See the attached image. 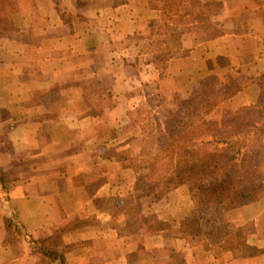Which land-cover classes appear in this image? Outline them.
Instances as JSON below:
<instances>
[{
    "label": "crops",
    "instance_id": "0c3cea01",
    "mask_svg": "<svg viewBox=\"0 0 264 264\" xmlns=\"http://www.w3.org/2000/svg\"><path fill=\"white\" fill-rule=\"evenodd\" d=\"M11 5L0 15V264H61L27 241L59 232L64 264H264V140L241 171L253 198L232 210L197 205L191 182L141 191L130 167L151 140L168 144L149 120L171 118L206 78L222 98L207 120L264 108V0ZM149 218L162 229L147 233ZM189 219L201 238L176 233Z\"/></svg>",
    "mask_w": 264,
    "mask_h": 264
},
{
    "label": "trees",
    "instance_id": "16d2710c",
    "mask_svg": "<svg viewBox=\"0 0 264 264\" xmlns=\"http://www.w3.org/2000/svg\"><path fill=\"white\" fill-rule=\"evenodd\" d=\"M166 9L169 12L178 11L177 6L169 5ZM187 12L186 10L180 14L187 15L189 14ZM178 19H183V17ZM184 19L187 20L186 17ZM172 22L173 24L180 23L177 20ZM176 41H178L177 38L171 39V44L175 45ZM214 85L213 78H206L204 88L195 95L183 99L178 111L164 121L162 129L168 139V144L162 150L146 158H140L139 164L130 163L132 170L138 174L139 171H147L144 176H140L145 185L158 180L163 171L167 169L186 170L194 176L219 165H234L238 161L241 163L239 166L241 170L246 159L244 151L255 141L264 140V108L262 110L240 108L234 111L226 117L225 129H220L215 123L207 121V116L222 102L220 95L214 91ZM252 198L248 190L241 185L240 177L236 175L223 178L215 185L203 189L196 199V204H218L225 210H232L249 203ZM140 222H136L135 228L128 231H137L136 228L143 226ZM145 225L147 233L162 229V224L155 218L146 219ZM176 233L191 239L201 238L204 235L195 219L183 221L180 230ZM215 234L213 239L218 240L220 236L217 232ZM231 237V247L239 254L242 246L239 245L238 237L235 233ZM27 241L41 255L64 264L61 255L56 250L62 244L61 232L42 241L30 238Z\"/></svg>",
    "mask_w": 264,
    "mask_h": 264
},
{
    "label": "rangeland",
    "instance_id": "374dc122",
    "mask_svg": "<svg viewBox=\"0 0 264 264\" xmlns=\"http://www.w3.org/2000/svg\"><path fill=\"white\" fill-rule=\"evenodd\" d=\"M7 3H8V6H5V2H1L0 0V15L2 16V14H9V12L12 11V5H11V0H7ZM146 58H148V54L145 56ZM166 57H163V61H161V63H163L164 65V59ZM160 59V57H159ZM156 61L158 62V59H156ZM159 65V64H158ZM149 112L147 111V109H143L140 112V114L138 115V119H141L143 118L142 116L145 115L146 112ZM151 114V113H150ZM154 115V114H153ZM155 120H149V122L151 121L152 124H155L156 127L158 129H160V127L163 126V123L165 120H162L160 118V116H157V115H154L153 117ZM161 121L163 122L162 123V126H161ZM209 123H215L216 125L219 126L220 129H225L226 128V125H227V121H226V118H224V120H221V125H220V122L219 120H216V119H212V120H207ZM146 127L148 126L147 124L145 125ZM152 142V140H151ZM147 143L146 145V148L145 150H147V152H150L149 156L151 155H154V154H157L158 151L157 150H154L152 148V143ZM262 141H259V142H254L253 145H257L258 143L261 144ZM150 144V146H149ZM252 145V146H253ZM250 146L248 149H246L244 151V154L246 155V159H245V162H243V167L241 168V170H239V166H240V162L236 161V163L234 165H231V166H222V165H219L218 167H214V168H210L209 170H207L206 172L204 173H201V174H198V175H191L189 174L186 170H173V169H167V170H164L161 177L154 181L153 183H147V185L144 184L143 182V179H141L140 176H144V174H146L147 171H139L140 175L138 177V187L141 189V191H146L147 193L148 192H151L152 194H155V196H162L164 194H166L167 190H170L172 189V187L180 182H183V183H186V182H191L193 184H197V185H200L202 188L200 189V191H198L196 193V195H194V199L196 201V199H198V195L199 193L205 189L204 188V185L206 184H212L211 186L215 185L216 183H218L219 181H221L223 178H230V177H235L236 175H238L240 177V183L242 185V178H241V171L243 170L244 167H246V165L249 164L250 162V148L252 147ZM137 144L134 146V149L132 151V154H135L136 150H137ZM149 149V150H148ZM134 155H132V159L134 162H130L132 164H136L138 162H140L137 158L138 155H135V158L133 157ZM148 157V156H147ZM146 158V157H145ZM139 164V163H138ZM256 179V178H255ZM250 187L254 188V186H251ZM245 188H249V187H245ZM260 190L262 189V187L259 188ZM254 190L256 191V189L254 188ZM217 213V212H216ZM237 234L238 236V233H235ZM217 235H221L220 233H218Z\"/></svg>",
    "mask_w": 264,
    "mask_h": 264
}]
</instances>
